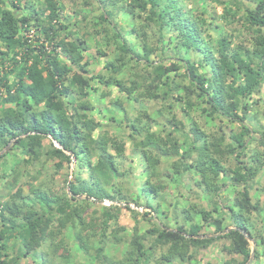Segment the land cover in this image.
Listing matches in <instances>:
<instances>
[{
  "label": "trees",
  "instance_id": "16d2710c",
  "mask_svg": "<svg viewBox=\"0 0 264 264\" xmlns=\"http://www.w3.org/2000/svg\"><path fill=\"white\" fill-rule=\"evenodd\" d=\"M5 148L0 264H264V0H0Z\"/></svg>",
  "mask_w": 264,
  "mask_h": 264
},
{
  "label": "rangeland",
  "instance_id": "374dc122",
  "mask_svg": "<svg viewBox=\"0 0 264 264\" xmlns=\"http://www.w3.org/2000/svg\"><path fill=\"white\" fill-rule=\"evenodd\" d=\"M62 1H64V0H62ZM34 5H36V4L34 3ZM213 6H215L217 8V12H220V10H221L220 7L216 6L215 4H213ZM197 8H198V6H197ZM73 10H74V7L71 4L66 3V1H65V8H64V11L62 13L63 16L68 17L69 15H71ZM69 21H70V23H69ZM69 21L64 22L65 24H68V27H70L69 30L77 31V35H79V36H81L83 34V37L86 40V45L89 47V50L87 52H85V55L88 56L89 58L96 55V53H95L96 45L94 44L93 39L91 37L86 36V34L88 33L87 28L90 27V22H88L89 20L88 19L87 20H81L80 15H79V16H75L73 19H71ZM75 21L77 22L76 23L77 28L72 27L73 24L75 23ZM31 34H32V31L28 35L30 36ZM90 65H91L90 69L93 70V72H98L102 67V63H100V61H97L96 59L93 60V58H92ZM112 93H113V96L115 98H118V94H116L115 90H112ZM93 99L91 98V102L97 103V101L95 99L94 100ZM124 107H125V109H127L126 111L128 112V114H130L132 112V109H130L129 105L125 104ZM101 108H104V106H101ZM111 115H114V114L112 112H102V113H99L97 111L94 112V116L103 123L107 122V118H109ZM117 118H119L118 119L119 122H123L122 117H120V114L117 115ZM60 175L65 176V172H64V174H60ZM63 176H58V177H56V179L57 178L63 179L64 178ZM187 180H188V176H186L183 179V182H177V181H174L173 183L171 182V184L168 187L169 193H168L167 197H165L166 200H168L169 202L172 201V203L176 202L175 201L176 190L178 187H182L183 193H184V188H185L184 184ZM185 190H187V189L185 188ZM189 198H190V196L183 195L181 205L187 204L188 200H190ZM103 203H105V202H103ZM131 208H134V207H132V205H131ZM121 222H122V224L125 225V227L128 230H130V228L132 226V221L130 219L123 218ZM226 224H229V220H228V222H226ZM210 230H212V229H210ZM69 238H70V236H69ZM114 250L115 249H114L113 245H108L107 252H113ZM73 252H74L73 253L74 256H76L77 264H92L90 257L84 256L83 254L79 253V251H77V250H74ZM25 262H26V260H25Z\"/></svg>",
  "mask_w": 264,
  "mask_h": 264
},
{
  "label": "water",
  "instance_id": "95a60500",
  "mask_svg": "<svg viewBox=\"0 0 264 264\" xmlns=\"http://www.w3.org/2000/svg\"><path fill=\"white\" fill-rule=\"evenodd\" d=\"M55 146L56 147H58V145L57 144H55ZM59 148H60V146H59ZM7 150V148H5L2 152H0V155H2L5 151ZM74 163H75V159L73 158L72 160H71V170L73 169V167H74ZM135 208V207H134ZM231 230V228H228V229H226V230H224L223 232H221V233H218V234H216V235H200V236H197V238H200V239H209V238H211V237H216V236H219V235H222V234H225V233H227V232H229ZM243 235H244V237H245V239L248 241V243H250L251 244V253H250V256H249V259H248V261L245 263V264H251L252 263V261H253V258H254V253H255V247H254V242H253V240L246 234V233H244L243 231H240Z\"/></svg>",
  "mask_w": 264,
  "mask_h": 264
}]
</instances>
